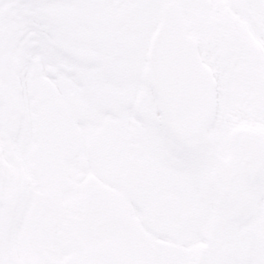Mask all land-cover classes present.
Masks as SVG:
<instances>
[{
	"label": "snow or ice",
	"instance_id": "obj_1",
	"mask_svg": "<svg viewBox=\"0 0 264 264\" xmlns=\"http://www.w3.org/2000/svg\"><path fill=\"white\" fill-rule=\"evenodd\" d=\"M0 264H264V0H0Z\"/></svg>",
	"mask_w": 264,
	"mask_h": 264
}]
</instances>
